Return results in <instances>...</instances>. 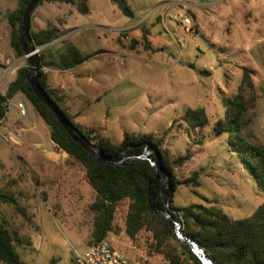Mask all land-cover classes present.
<instances>
[{
  "label": "rangeland",
  "instance_id": "obj_1",
  "mask_svg": "<svg viewBox=\"0 0 264 264\" xmlns=\"http://www.w3.org/2000/svg\"><path fill=\"white\" fill-rule=\"evenodd\" d=\"M126 1L135 17L130 22L144 20L126 42L135 41L138 46L125 47L131 57L121 64L120 56L100 58V75L92 83L86 76L77 77L81 96L71 102L78 113L75 124L97 130L115 143L122 141L125 132L161 136L170 128L163 148L172 159L188 155L176 169L175 179L182 182L197 173L199 180V187L177 186L171 207L202 204L221 209L232 220L250 217L264 204V191L232 151L228 135L217 133L214 126L226 117L224 103L242 98L247 126L240 137L247 144L264 147V0ZM89 5L93 13L119 22V27L129 22L110 0H89ZM17 7L15 0H0V61H14L7 16ZM58 13L44 5L38 18ZM184 19L190 24H184ZM71 41L82 54L100 47L118 49L109 35L87 43L79 34ZM15 75L1 83L0 92ZM22 98L28 116L19 113L20 98L15 95L7 101L6 122L23 125L22 145L13 146L11 135L0 126V184L18 174L14 176L17 184L8 183L5 189L15 203L0 202V226L10 233L24 264H69L75 252L93 243L90 206L96 195L78 162L68 159V167L77 176L74 183L64 170L53 171L40 163L43 154L51 151L49 127ZM189 109H203L207 125L188 127L183 117ZM33 154L36 162L30 161ZM33 171L42 172L39 182L44 186L35 189L30 183L37 181L30 177ZM128 206L129 201L117 205L106 238L135 264H168L151 232L143 229L132 238L126 235ZM170 244L176 246L173 241Z\"/></svg>",
  "mask_w": 264,
  "mask_h": 264
},
{
  "label": "trees",
  "instance_id": "obj_2",
  "mask_svg": "<svg viewBox=\"0 0 264 264\" xmlns=\"http://www.w3.org/2000/svg\"><path fill=\"white\" fill-rule=\"evenodd\" d=\"M18 7L8 14L7 21L10 27V47L15 57L24 56L18 35L21 28L22 13L30 0H15ZM73 4L77 11L86 15L89 12L88 0H43ZM40 2L35 9L42 3ZM124 17L134 16L126 0H110ZM34 9V10H35ZM33 10V12H34ZM31 13V16L33 14ZM31 18V17H30ZM29 33L36 48H43L58 36V30L47 28L37 33ZM47 49H42L39 56L42 59ZM89 57L84 56L70 44H66L64 51L58 56V62L53 67L67 70L84 63ZM38 66V84L45 91L52 103L61 111L65 118L88 140H95L99 150L113 158L140 156L146 145L155 148L159 155L162 168L170 176L173 191L177 186L199 187L198 174L193 173L190 178L179 182L175 179V171L188 160V155L172 159L163 148L164 138L169 129L161 136L153 134L135 135L124 134L120 143L115 144L110 139L100 136L94 130H81L73 121L72 116L62 106L61 98L51 90L45 74L41 71L43 65ZM27 66L19 68L15 79L9 84L4 95L0 94V123L5 118L7 101L16 94H22L33 107L40 119L49 127V138L56 148L78 162L84 168V180L94 191L96 198L90 206L94 215L91 245L104 239L112 228L113 215L116 207L123 201H129L128 213L125 221V233L132 238L140 230L152 233L153 239L165 256L168 264H202L201 261L178 240L171 232L170 226L160 215L154 214L147 201L149 190L156 196L160 192L159 172L146 160H133L126 166H109L95 163L87 152L78 146L59 125L55 116L32 93L29 84L24 79ZM226 117L218 120L214 126L217 133H226L232 151L240 158L245 170L253 178L259 190L264 191V147L247 144L240 137L246 128L244 120L246 105L242 98L228 100ZM183 121L190 128L207 125V118L203 109H189ZM149 158L154 161V154ZM206 201V200H204ZM0 202L12 203L14 200L0 191ZM155 207H163L162 197L155 200ZM179 214L181 232L203 251L212 264H264V204L243 220H232L221 209L215 206L192 204L184 209L175 210ZM173 241L176 246L170 244ZM90 245V246H91ZM0 264H24L16 253L10 233L0 226Z\"/></svg>",
  "mask_w": 264,
  "mask_h": 264
},
{
  "label": "crops",
  "instance_id": "obj_3",
  "mask_svg": "<svg viewBox=\"0 0 264 264\" xmlns=\"http://www.w3.org/2000/svg\"><path fill=\"white\" fill-rule=\"evenodd\" d=\"M44 5H51L52 7H55L59 13L49 17H42L40 15V20H39L38 18L39 13L41 9H43ZM87 5L89 7V12L86 15H82L77 11L76 7L73 4L57 2V1H44L34 10L30 18V31L32 33H37L41 30H46L47 28H53L58 30L59 32L58 36L53 41H51L49 44L41 48V50L45 48L47 49L42 59L39 56L40 62H42L43 64L57 63L58 56L64 51L66 44H70L78 50V47L72 44L73 41H71V38L79 34L80 36L82 35L84 37L87 43L92 42L94 39L103 40L106 38V35H109L111 37V40H114L115 43L118 45V49H114L113 51L104 49V47H100V49H97L90 54H82L78 50L80 54L84 56H88L89 58L84 63L77 65L71 69L63 70L57 67H53L50 64L46 66L45 65L42 66L41 71L45 70V73L44 72L43 73L45 74L46 83L48 87L51 90L55 91L58 94V96L61 98L62 106L72 116L74 123H76V117L78 116L77 115L78 113H75V111L72 110L71 102L76 100V96H81L78 93L79 83L78 81H76L77 77H80L81 75L86 76L89 83H92L94 80H97L98 76L100 75L98 68L101 65L99 59L102 57L114 56L115 58H117L118 56H120L121 58H124L123 61H120V64L125 60H128V58L131 56L129 55V52H126L124 50L125 47H128L130 50H134V48L138 46L137 42L135 41H132L131 44H126L128 38L130 37V32L133 29L140 27L144 22V20H139L134 23H131L130 21H133L135 19V17L133 16L132 18H128L129 22H127L124 27H119L118 26L119 22L112 23L108 21L103 15L93 13L89 5V0L87 2ZM9 42H10V32L8 39V45L10 47ZM122 43H125L126 45L124 46L122 45ZM146 47L147 46H145V49H148V47L147 48ZM2 49L3 46L2 44H0V50ZM10 49L14 57V61L10 62L8 59L4 61H0V85L4 80L14 76L19 68L26 67L27 65V61L24 57L16 58L13 49L11 47ZM111 61L115 62V59H112ZM5 62H8L9 65L8 67L5 66ZM93 68H96L95 72ZM15 77L11 79V82L15 79ZM6 90L7 88L5 89V91H1L0 94L4 95ZM16 95H18L20 98V101L18 103H20L21 101L24 102V99L22 98V94H16ZM95 101L99 103L100 102L99 97H96ZM18 103H17V108H18ZM25 108L27 112L26 116H28L26 104H25ZM6 122H7V110H6L5 118L0 123V126L3 125L7 133L11 135L12 145L15 147H19L20 145H22V141H21V139L23 138L22 134L25 131L23 125L19 121H11L9 123ZM80 129L84 131L94 130V129H90V127H83ZM94 131H96L100 136L104 137L101 132H98L97 130ZM127 133L128 132H125L124 134ZM128 134H134V133H128ZM3 138L6 140L5 136H3ZM110 140L113 143H115L112 139ZM51 143H52L50 149L51 151L45 152V154L42 153L43 156L39 160L40 163L50 166L53 171L64 170V174L67 175L66 176L67 179H69L74 183L75 182L74 179L77 178V176L75 174V171L72 168L68 167L70 166V164L67 165L69 162L68 160L69 157L64 152L58 150L52 141ZM35 158L36 157L33 154L30 157V161L32 160L36 162ZM21 161L24 163L23 159H21ZM24 164L26 165V163ZM41 175L42 172H36V171H33L30 174V177H33L34 180H37V181L30 180V183L33 185L35 189H37L39 185L44 186L39 182ZM14 176L17 177L18 174L16 173L15 175L14 174L11 175L9 177L10 181H4L3 183L0 184V191L6 193L5 189L9 185L8 183L17 184V181L15 180ZM17 179L18 181H20L19 177ZM62 181L63 179L60 180V182Z\"/></svg>",
  "mask_w": 264,
  "mask_h": 264
},
{
  "label": "water",
  "instance_id": "obj_4",
  "mask_svg": "<svg viewBox=\"0 0 264 264\" xmlns=\"http://www.w3.org/2000/svg\"><path fill=\"white\" fill-rule=\"evenodd\" d=\"M43 0H30L22 13L21 28L18 35V42L20 48L24 54V58L27 61V69L24 72V79L29 84L34 96L55 116L59 125L67 133V135L78 146L84 149L90 158L98 164L109 166H126L133 160H146L150 162V165L159 172L160 178L157 181L160 182V192L154 196L151 194L148 184L147 201L150 210L157 215H160L170 226L171 232L176 240H178L185 248L191 251L202 264H212L211 261L205 256L198 246L188 239L180 230L181 223L179 220L178 212L171 207L173 188L170 182V176L162 168L159 155L155 148L146 145V148L140 156L113 158L103 154L99 148L88 141L80 132V130L74 127L61 113V111L52 103L45 91L38 84V66L40 62L39 52L41 48H36L33 44L29 33L30 17L35 7ZM150 154H154V161L149 158ZM158 197L163 199V207L158 209L155 207V200Z\"/></svg>",
  "mask_w": 264,
  "mask_h": 264
},
{
  "label": "built area",
  "instance_id": "obj_5",
  "mask_svg": "<svg viewBox=\"0 0 264 264\" xmlns=\"http://www.w3.org/2000/svg\"><path fill=\"white\" fill-rule=\"evenodd\" d=\"M184 24L189 25V20L184 19ZM8 67V62H5ZM42 72L45 73V70ZM18 109L21 115H27L25 104L23 101L18 103ZM92 144L95 140L92 139ZM69 264H135L125 255L118 251L106 238L94 245L88 246L82 252H75Z\"/></svg>",
  "mask_w": 264,
  "mask_h": 264
}]
</instances>
